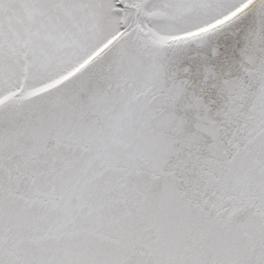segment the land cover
<instances>
[{
    "label": "snow or ice",
    "instance_id": "6c2138e0",
    "mask_svg": "<svg viewBox=\"0 0 264 264\" xmlns=\"http://www.w3.org/2000/svg\"><path fill=\"white\" fill-rule=\"evenodd\" d=\"M0 264H264V0H0Z\"/></svg>",
    "mask_w": 264,
    "mask_h": 264
}]
</instances>
